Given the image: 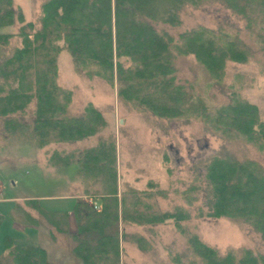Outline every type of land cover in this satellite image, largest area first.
Wrapping results in <instances>:
<instances>
[{
	"label": "trees",
	"instance_id": "1",
	"mask_svg": "<svg viewBox=\"0 0 264 264\" xmlns=\"http://www.w3.org/2000/svg\"><path fill=\"white\" fill-rule=\"evenodd\" d=\"M206 1L211 0H44L37 21H27L21 11L16 12L14 0H0V29L17 19L21 22L16 32L0 31L2 128L37 147L75 142L101 131L106 121L96 107L89 104L80 115L69 112L73 92L57 82L58 57L67 50L78 70L117 84L122 100L158 117L198 116L216 132L241 135L263 150L264 119L256 104L233 92L229 103L212 114L203 98L178 82L174 63L175 54H192L219 79L226 61H249L242 41L236 35L199 26L179 34L181 43L177 45L174 36L158 31L152 22L180 23L184 5L198 6ZM214 1L242 16L264 51V0ZM14 37L20 44L10 47ZM127 61L132 64L127 66ZM72 158L71 153L61 156L53 151L49 159L58 167L78 162L79 173L98 179L97 191L102 196L100 210L87 201H77L73 209L78 224L74 252L84 264H119L120 238L127 237L124 230L120 232V221L144 225L169 219L188 235V243L202 264H264V254L251 249L221 255L198 234L180 226L179 221L188 216L181 209L148 213L137 207L139 200L133 202V208L128 207L125 196H119L114 140L102 139L79 154L77 161ZM205 167L207 215L250 222L264 238V167L227 152L211 156ZM11 216L15 220L16 210ZM4 219L0 214V226ZM1 240L4 253L0 262L10 254L13 264H49L40 245L17 243L10 235ZM144 240L142 236L135 238L140 248Z\"/></svg>",
	"mask_w": 264,
	"mask_h": 264
},
{
	"label": "rangeland",
	"instance_id": "2",
	"mask_svg": "<svg viewBox=\"0 0 264 264\" xmlns=\"http://www.w3.org/2000/svg\"><path fill=\"white\" fill-rule=\"evenodd\" d=\"M43 1L14 0V7L17 13L22 12L25 20L37 21ZM179 19L180 23L152 22L158 31L174 36L177 45L181 43L179 34L199 26L236 35L248 49L249 61H226L223 76L218 79L194 55L175 54L178 82L203 98L212 114L229 103L236 92L240 98L256 104L264 119V51L256 33L248 29L247 21L214 0L198 6L184 5ZM20 25L17 19L0 31L16 32ZM19 44L20 39L14 37L10 47ZM131 64V61L126 62L127 66ZM57 82L73 92L69 106L71 114H82L90 104L101 111L106 125L98 133L79 141L39 148L8 135L0 123V183L4 199L0 201V214L5 216L0 226V254L4 253L1 240L4 235H10L17 243H26V235L22 237L14 227L18 222L11 218V211L16 203L11 199L40 198L47 200L43 201L46 206L73 209L79 199L75 196L80 195L79 201H87L96 210L101 209L97 178L86 172L79 173L78 162L62 168L52 164L49 158L53 151H58L61 156L73 154L72 159L77 161L85 149L107 138L116 144L119 196H125L128 207L133 208L139 200L137 207L148 213L181 209L188 216L179 221L180 226L198 234L221 255L229 251L242 254L246 249L264 254V238L250 222L207 215L205 177L206 162L216 153L227 152L239 160L252 159L264 167V149L235 133L224 136L198 116L189 119L158 117L122 100L117 84L113 86L102 77H89L85 71L78 70L67 50L60 52L58 57ZM44 217L56 229L58 225L66 226L61 228L65 233L62 241L49 239L47 243L39 242L42 246L28 244L45 247L49 264H84L74 249L71 250L78 245L73 237L78 234L74 213L70 219L72 225L66 215ZM29 229L22 233L27 234ZM123 230L127 237L120 238L119 264H202L188 243V235L177 227L175 220L144 225L120 221V232ZM136 236L145 239L141 248L135 242ZM57 245L62 246L61 250ZM0 263L13 264V258L5 254Z\"/></svg>",
	"mask_w": 264,
	"mask_h": 264
},
{
	"label": "crops",
	"instance_id": "3",
	"mask_svg": "<svg viewBox=\"0 0 264 264\" xmlns=\"http://www.w3.org/2000/svg\"><path fill=\"white\" fill-rule=\"evenodd\" d=\"M0 187L3 193V188L1 186V183H0ZM75 198L80 199L81 196L76 195ZM3 200L4 199L0 201H3ZM11 201L16 203V207H14V210L17 211L16 216H15V221L18 223H16L14 227L17 229L19 233L22 234V237L26 235L24 238L26 242L25 244H28V243L40 244L39 242L47 243L49 239L54 240V241L56 240L57 242H59V240L62 241L65 233H63V231L60 229L66 226L59 225V227L56 229L52 224H50L49 221L45 220L46 218L44 217L45 215L44 211L47 212V215H50V212H53L58 215H66L67 219L69 218L70 224L71 222L73 223V220H70V219L72 217L73 209L75 205L73 206V209L71 207H69L68 209H64L61 207H49L43 204V201H47V200L40 199V198L31 199V198H25V197H16L15 199H11ZM39 215L41 216V219ZM26 229H29L28 230L29 232L27 234H25L26 232L22 233L23 231H26ZM57 247L59 250H61L60 247L62 246L57 245ZM43 248L46 249L45 247ZM73 249L74 247L73 248L71 247V250Z\"/></svg>",
	"mask_w": 264,
	"mask_h": 264
},
{
	"label": "built area",
	"instance_id": "4",
	"mask_svg": "<svg viewBox=\"0 0 264 264\" xmlns=\"http://www.w3.org/2000/svg\"><path fill=\"white\" fill-rule=\"evenodd\" d=\"M0 196H1V190H0Z\"/></svg>",
	"mask_w": 264,
	"mask_h": 264
}]
</instances>
